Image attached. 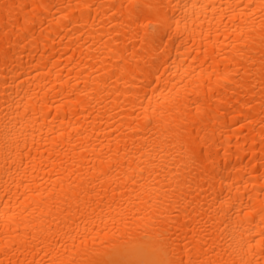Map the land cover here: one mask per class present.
I'll return each instance as SVG.
<instances>
[{
	"label": "bare ground",
	"instance_id": "bare-ground-1",
	"mask_svg": "<svg viewBox=\"0 0 264 264\" xmlns=\"http://www.w3.org/2000/svg\"><path fill=\"white\" fill-rule=\"evenodd\" d=\"M0 264H264V0H0Z\"/></svg>",
	"mask_w": 264,
	"mask_h": 264
}]
</instances>
